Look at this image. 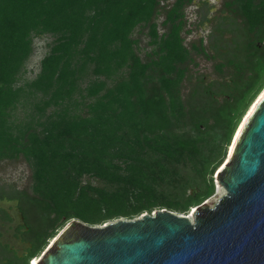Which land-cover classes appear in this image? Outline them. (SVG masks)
<instances>
[{"label":"trees","instance_id":"trees-1","mask_svg":"<svg viewBox=\"0 0 264 264\" xmlns=\"http://www.w3.org/2000/svg\"><path fill=\"white\" fill-rule=\"evenodd\" d=\"M160 1L0 0V161L24 154L34 174L33 193H21L35 231L23 264L40 256L72 219L103 225L151 214L158 205L190 212L215 193L214 174L242 117L264 89V46L257 43L264 41V2L230 0L262 5L246 9L257 39L232 58L242 63L241 80L221 103L217 90L204 81L183 100L190 50L182 32L185 6L194 0H176L167 9L162 23L168 30L162 35L155 21ZM138 26L149 27V43L156 46L147 61L136 51ZM34 34H50L53 40L36 79L19 85L34 51ZM103 75L112 82L99 79ZM80 77L89 78L85 87H78ZM38 91L53 98L45 106L33 104L42 130L29 122L13 132L15 111L23 100L39 98ZM52 102L61 111L47 114ZM185 126L190 130L176 131ZM192 132H209L212 139ZM189 161L196 172L193 183L178 167ZM84 175L98 184L83 183Z\"/></svg>","mask_w":264,"mask_h":264},{"label":"water","instance_id":"water-1","mask_svg":"<svg viewBox=\"0 0 264 264\" xmlns=\"http://www.w3.org/2000/svg\"><path fill=\"white\" fill-rule=\"evenodd\" d=\"M227 156L216 172L224 193L193 219L168 209L103 225L72 219L37 264H264V95Z\"/></svg>","mask_w":264,"mask_h":264},{"label":"rangeland","instance_id":"rangeland-1","mask_svg":"<svg viewBox=\"0 0 264 264\" xmlns=\"http://www.w3.org/2000/svg\"><path fill=\"white\" fill-rule=\"evenodd\" d=\"M175 1L176 0H161L160 1L161 3L159 6V13L156 16L155 21L158 23L159 32L161 35L165 31L168 30V25H163L162 22L166 18L167 9H169L175 3ZM200 1H202V0H194L191 4H188L185 6L187 24L185 25V28L183 29L182 36L184 37L185 46L190 50V58L188 59V61L185 64V66H187V71H186L184 79L182 80V86H181V89H182L181 95H182L183 100H185V101L190 96L189 92L191 91L193 83L195 82L197 77L203 76V77H205L206 81L220 77V75L217 73L216 69L214 68L215 64L217 62H219V60L218 59L213 60L212 58L205 56V54L202 53L201 50L195 48V46L200 47V45H203V46H205V48L208 50V52L210 54L212 53L210 44L213 42H212V39L208 35L209 30L211 28H208L205 30L202 28H197V22H198L199 17H200L199 12L200 11L202 12L203 11L202 9H204V7H201L199 10L197 9L196 4ZM209 1L214 2V3H219L222 0H209ZM226 1H230V0H226ZM260 1L264 2L263 0H260ZM237 3H239V2H237ZM209 27H210V25H209ZM148 31H149L148 26L147 27L138 26L133 33V37L138 39V43L136 45V51L141 56L143 61H147L149 59L148 54L152 53L156 48L155 45H151L149 43L150 36L148 35ZM201 38H204V42H202L200 40ZM52 40H53V36L50 34H45V35L34 34L33 35L34 51H33V54L30 56V58L26 61L24 69H22V71L24 73H22L21 79L18 83L19 85H24V84L30 83L36 79L37 75L39 74V72L41 70V60L43 59V57L48 52L49 45H50L49 43ZM229 44L231 46L230 37L226 36L225 46L227 47ZM227 49H229V48H227ZM231 57H233V54L231 55ZM231 68H232V66H230V70H229V67L225 68V70H224L225 75L228 76V72L232 70ZM115 76L116 75L113 74V78ZM91 78L95 79V75L92 76ZM99 79H105L109 84L112 82V80H109L104 75L100 76ZM88 80H89V78L80 77L79 82H78V87H85L88 84ZM76 92H78V91H76ZM38 95H39V98H37V99L32 98L30 100V102L27 100H23L25 102L22 103L20 105V107L18 108V110L15 111V114L12 117L13 122H11L12 127H13V128H11V130L13 129L12 130L13 132H17V129H19V128L25 129L26 125L29 122H31V124L37 130H42V127L40 125H38V123H37L38 122V116L40 115V113L38 112V109H37V113H35V111L33 110V104L36 103V101H39L41 106H45L44 104L46 102L53 101V98L50 99V95H48V96H45L46 98L47 97L49 98L48 100H46V98L43 97V95H44L43 91H38ZM75 97H76V99H78V101L81 100L79 93H76ZM40 100H41V102H40ZM70 107H71V109L76 110L74 108V106L71 105ZM61 108L62 107L60 105H57V104H55V102H52V104L47 108V114L52 113L55 110L61 111ZM248 110H247V112H248ZM32 112H34V114H36L35 119H32V117H31ZM246 113H245V115H246ZM245 115L243 116L242 121H243ZM44 117H42L41 120H44ZM18 125H20V127ZM183 130H190V129L185 126L182 128H177L176 131L181 132ZM192 133L195 137H198V138L201 137L204 139H208L209 141L212 139V135H210L209 132L201 133L202 135H199L200 133L198 134L196 132H192ZM209 147H210V145L209 146L207 145V148H209ZM227 151H228V148H227ZM227 151H226V156L228 154ZM218 156H221V155H218ZM222 165H223V163H222ZM178 167L180 169L181 174L184 175L187 179H189L193 183L194 182L193 179L196 178V176H195L196 172L194 170L193 164L189 161V162L184 163V164H179ZM33 176H34L33 168L30 165L29 161L24 156V154H21L20 157L15 158V159H11V160L6 159V160L0 161V184L12 185V186H15L16 188H19V189H27L28 192L33 193V184H34V177ZM89 180L94 185L98 184L97 179L90 178L87 175H84L82 177L83 183H85ZM213 180H214V184H215V193L212 196H210L208 199L204 200V202L208 201V203L210 205L212 203H214L218 199V197L224 193V191H222L224 189L222 188L221 194L217 195V192H218L217 187L219 185V182L216 179V173L214 174ZM164 189L166 192H170V191H172L173 193L175 192L173 187L164 186ZM194 190H196V189L190 188L189 191L193 192ZM158 204H160V203H158ZM160 209H165V208H162L160 205H158L155 207V210L151 212V214L157 210H160ZM194 209H191L190 212H183V213H179L178 211H173V212H175L179 215H186L187 217H191V219H193L192 214H193ZM145 213H148V212H145ZM70 221H68L59 230V233L65 228V226ZM112 221H115V220H112ZM49 245H50V243H49Z\"/></svg>","mask_w":264,"mask_h":264},{"label":"flooded vegetation","instance_id":"flooded-vegetation-1","mask_svg":"<svg viewBox=\"0 0 264 264\" xmlns=\"http://www.w3.org/2000/svg\"><path fill=\"white\" fill-rule=\"evenodd\" d=\"M196 5L198 10L201 7L205 9L199 12L200 17L197 22V28L204 30L211 28L208 35L213 42L210 44L211 54L203 45L201 46L205 49L200 50L205 56L213 60H219L214 68L220 77L209 81H206L203 76L197 77L189 94L192 95L194 89L204 81L205 87H212L214 91L217 90L215 96L223 103L224 96L228 97L227 92L236 87L238 79L239 81L241 80L242 73H240V70L242 69V63L240 64L237 58L233 60L232 58L240 55L239 52L241 50H247L251 41L253 42V39L256 40L258 35L257 32L250 30L251 23L247 21L245 16L247 14L246 9L259 7L262 3H234L226 0L214 3L209 0H202ZM248 35V40H244L245 43H241L243 41L242 37H248ZM226 36L230 37L231 46L230 44L227 47L225 46ZM200 40L204 42V38ZM257 43L262 49L264 41H257ZM232 54L233 57H231ZM230 66H232V70L228 72L227 76L224 70L226 67H229L230 70ZM208 102H210V99H208ZM23 191H27V189L0 184V264H23L30 257L33 250L35 237L33 216H31L28 205L22 197L21 193ZM29 263H33L32 258Z\"/></svg>","mask_w":264,"mask_h":264},{"label":"bare ground","instance_id":"bare-ground-1","mask_svg":"<svg viewBox=\"0 0 264 264\" xmlns=\"http://www.w3.org/2000/svg\"><path fill=\"white\" fill-rule=\"evenodd\" d=\"M262 95H264V89H263V91L259 94V96H257V98L255 99V101L253 102V104L250 106V108H249L248 112L246 113V115H245L243 121L241 122V124H240V125L238 126V128L236 129V131H235V135H234V137L232 138L233 141L231 142V145L228 147V151H227L228 154H227V155H229V153L232 151L233 146H234V143H235V141H236V137H237V135H238V133H239V131H240V129H241V127H242V125H243L245 119L247 118L248 114L250 113V111H251L252 108L254 107L255 103L259 100L260 97H262ZM228 157H229V156H227V158L225 159V161H224L223 164H225V163L228 161ZM222 166H223V165H222ZM222 166H221V167H222ZM221 167H220L217 171H219V170L221 169ZM217 188H218L217 195H219V194H221L222 187H221L220 185H218ZM222 191H224V190H222ZM195 209H196V208H195ZM195 209H194V211H195ZM194 211H193V213H194ZM192 217H193V214H192ZM189 218L191 219V217H189ZM52 241H53V240H52ZM38 261H39V256H37L36 258H33V263H32V264H37Z\"/></svg>","mask_w":264,"mask_h":264},{"label":"built area","instance_id":"built-area-1","mask_svg":"<svg viewBox=\"0 0 264 264\" xmlns=\"http://www.w3.org/2000/svg\"><path fill=\"white\" fill-rule=\"evenodd\" d=\"M32 261V260H31Z\"/></svg>","mask_w":264,"mask_h":264}]
</instances>
